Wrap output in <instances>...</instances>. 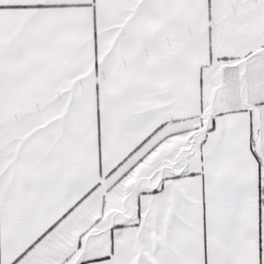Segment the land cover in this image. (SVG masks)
I'll return each mask as SVG.
<instances>
[{
    "label": "snow or ice",
    "instance_id": "1",
    "mask_svg": "<svg viewBox=\"0 0 264 264\" xmlns=\"http://www.w3.org/2000/svg\"><path fill=\"white\" fill-rule=\"evenodd\" d=\"M0 264H264V0H0Z\"/></svg>",
    "mask_w": 264,
    "mask_h": 264
}]
</instances>
